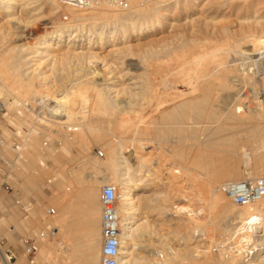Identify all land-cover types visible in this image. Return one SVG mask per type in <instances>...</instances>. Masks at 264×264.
<instances>
[{
  "label": "rangeland",
  "instance_id": "374dc122",
  "mask_svg": "<svg viewBox=\"0 0 264 264\" xmlns=\"http://www.w3.org/2000/svg\"><path fill=\"white\" fill-rule=\"evenodd\" d=\"M33 1L32 6H35L29 8L30 5L28 7L24 5V0H19V4L15 5V13L12 15L0 12V56L10 54L14 56V62L16 64L19 62L17 64L18 69L14 70V74L19 75V78L25 81L33 78V84H36V88L39 85L43 87L39 86L37 88L38 90L41 89L37 95L34 94L33 97L31 95L26 99L22 98L23 100L17 98L19 101L14 103L13 101L17 99L16 97L14 99L11 94L0 95V99L7 103L8 109L7 115L4 118L0 117V135L4 138V142L0 143V160L3 158L10 162L15 161L17 158V163L12 165L11 170L19 176H22L24 172H29L34 182L46 185L51 190L53 196L52 207L56 209L54 216L56 224L59 216L58 201L60 195H64L65 192L68 198L76 193L81 196L83 217L88 224L96 219L100 222L102 217V206L96 210L94 203L100 201L101 187L106 183L113 184L110 181L112 174L106 164V156L112 147H117L116 143H113L115 139H110L115 136L110 135L99 141L91 139L86 147V145L69 139L70 135L75 132V130H68L71 125L69 127L67 126L68 123L61 126L55 124L66 119L63 115L66 111H63V109L65 110L68 105L77 111L81 109L79 107L82 104L80 103V93L84 90L81 97H87L89 105L83 109L87 114L86 120H90L95 128L101 131L107 130L109 127L113 128L114 126L109 123L113 120L112 116H110L111 118L107 115L103 118L96 117L97 115L93 116L94 114L92 115L90 110L93 106L92 99L96 86L101 87L105 82L103 80L105 76L107 78L111 75H115L116 78L112 80H117L116 87L121 89L120 94L115 97L117 101H130L129 106L132 105L135 108L143 106L149 111L154 110L153 114L157 118H160L165 110L166 112L169 110L168 112L173 114H171L170 119L172 121L174 119V121L168 119L169 122L161 123L159 127L166 131L170 128L179 127L175 129L174 133H167L163 141H158L157 146L152 145L146 148L147 151L152 150L158 160L161 159L162 163H154L156 167L159 165L162 167V171L156 172V176L159 175L158 177L167 183H154L149 191L140 193L142 205L155 203L156 200L161 201L164 191L169 192L170 196L175 199L180 198V194L184 193L187 194L189 199L191 198L190 201H178L177 204L183 203L192 205L193 208L202 209L201 219L208 222H218L217 224L224 226L235 222L236 219H233L232 216L238 211H234V209L240 207L231 203L223 193L220 204H214L212 197L215 192L211 193L213 190L208 189L209 182L212 179H218L224 173H230L235 167L241 169L244 177L251 176L264 165V160L254 157L251 146H248V149L250 147L249 152L252 154L250 158L242 155L233 156L231 153L224 156L227 153L222 152V142L214 144L211 148L206 143H199L195 136L200 138L207 135L208 132L209 134L217 132L222 138V126L228 125L222 123V113L217 108L218 104L226 102L233 106V104L244 103L253 107L257 102L254 95V86L259 91L260 102L264 104V52L258 54V52L253 53L250 51L254 49L251 45L252 37L257 34H264V0H199L197 3L185 1L182 2L179 8L175 5L171 7L170 14L164 17L163 24L157 31L142 36H137L129 30L126 33L122 32L116 36H111V29L108 28L105 32L106 42L104 46L90 49L98 52L97 55L100 53V61L87 57L81 59L63 53L67 51L70 45L73 46L72 50H87L85 47L90 44L94 46L99 44L97 37H89L91 33L90 25L84 27L82 31L80 30L82 35L75 40H70V33H76V31H79L78 29L71 30L64 36L60 42L62 44L60 52L63 56L61 54V56L58 54L53 55L56 52L52 48L59 45L58 38L51 40L52 48L49 51L52 55L50 54V56L33 57L32 49L25 50L26 47H33V50L38 49L44 38L48 37L47 33L52 32L58 25L62 24L64 21L63 15L66 12L63 7L59 11L57 0L56 5H51L48 0ZM143 6L146 7L147 4ZM99 7L106 8L105 5H99ZM97 31H100V29H97ZM90 39L91 42L89 43ZM242 42L244 43L241 44ZM114 47L122 50L120 52L113 51L112 53L111 48ZM240 48L241 51H239ZM27 57L32 60H27ZM241 60H243L242 63ZM36 62L40 65L37 66L34 73L32 71L34 67L27 66ZM106 62H108L107 66L104 65ZM245 63L247 65L242 67ZM239 65H241V68L250 69V71L247 72L245 69H241ZM252 81H255L256 84ZM79 82H82L80 86ZM5 83H10V81L6 80ZM98 84L101 85L98 86ZM45 85L47 88H45ZM145 87H151V89L148 88L151 91H148ZM72 90L74 91L72 92ZM147 91L152 94V97L147 94ZM238 92L242 94L241 99L233 96ZM115 94L112 93V96H115ZM38 95L45 96L41 100L42 102L38 100ZM66 95L72 98V105L71 103H63L64 106L62 102H59ZM144 95L146 98L143 97ZM150 97L152 100L148 99ZM147 99L150 104L145 103ZM213 103H216V107ZM144 104L150 105L152 108L145 107ZM211 105L214 108H210ZM199 106L203 107L199 108ZM156 108L158 110L155 111ZM159 110H164V112L162 111V113ZM88 116L92 120L88 119ZM130 118V114L125 115V119L130 120ZM81 120L79 115H76V118L70 123L78 124ZM117 140L118 138H116V142ZM15 141L22 147L18 151L12 147ZM99 150L103 151L104 156H99ZM209 152L213 154L210 156ZM223 163L228 166L218 169L217 167ZM175 166L181 169L180 174L172 172ZM216 175L219 176L216 177ZM6 181L12 183L15 179L12 176L8 179L0 177V183ZM225 181L229 180L223 178L219 184H216V187H219ZM90 187L93 189L96 198L94 197L93 202L88 204L85 193ZM159 191L162 192V195ZM5 194L6 191L0 188V198ZM88 207L93 209L90 211L92 214L91 220L88 217V219L86 218ZM170 207L172 209L174 206L170 205L169 209ZM69 214L68 208L67 218H69ZM157 216L151 215L137 220L135 225L146 219H151L152 232L149 233V236L146 233L142 234L141 237H137V244L132 248L135 254L134 257L147 255L149 258H156L158 251H163L166 254L168 250L167 243L170 242L175 248L187 250L189 256L194 260L196 259V261L199 260L198 262L204 261L208 254L219 255V250L215 248L212 250L210 248V251L203 249L202 246L209 239L206 231L199 235L200 237L195 236L188 244L181 243L182 240H171L170 232H180L182 227L179 228V225L187 219L181 222L178 218L174 221ZM85 233L88 236L82 238L80 247L71 244L69 240L67 241L71 251H68L65 256L63 254V257L66 258V260H63V264H86V255L91 253L87 247L90 239H93L96 244L100 243L96 254L100 264L101 226L99 225L98 228L88 230ZM165 245L167 246L165 247ZM50 246L47 262L48 264H59V254L57 253L58 235L53 238ZM76 250L77 252H75ZM234 254L236 252L233 249L232 251H225L223 256L227 260L229 256L231 257Z\"/></svg>",
  "mask_w": 264,
  "mask_h": 264
},
{
  "label": "bare ground",
  "instance_id": "6f19581e",
  "mask_svg": "<svg viewBox=\"0 0 264 264\" xmlns=\"http://www.w3.org/2000/svg\"><path fill=\"white\" fill-rule=\"evenodd\" d=\"M48 1L51 3V5H56V0H48ZM57 1L59 4L58 5V9H60L59 11H61V7L65 8L66 10L65 14L69 15L71 20L63 21L62 24L58 25L52 32H48L47 33L48 37L44 38V40L42 41V45L39 46L38 49L33 50V47H28V48L26 47L25 50L29 51V49H32L31 53H34L33 57L50 56L51 52L49 50L52 48L51 40L53 38H58V44H59L58 46L52 48L53 50H55L54 52H56L53 55H57V54L60 55L62 53L60 52L61 51L60 47L62 45L60 44V42L63 40L64 36L71 30L78 29L79 31H76V33H70V36H71L70 40H75L77 39L78 36L82 35L81 31L84 29V27H86L87 25H90L91 33L89 34V37H92V36L97 37L99 39V44L97 46L90 44L89 46L85 47L87 48V50H83V49L72 50L71 48L73 46L70 45L67 48V51L63 53L64 55L70 54V55H73L74 57L77 56L81 59L82 58L84 59L85 57H87L91 59L93 58L95 60L97 59V61H100L101 60L100 53L97 55L98 52H94L93 50H90V49L93 47L102 48L104 46L106 42L105 32L107 31L108 28L111 29V32H112L111 36H116L117 34L122 33V32L126 33V31L128 30L130 32L132 31V33L137 36L138 35L142 36L147 33H152V32L157 31L162 26L163 24L162 21H164L163 20L164 17L170 14L169 11L173 5L179 8L182 5V2L191 1L192 3H197L199 0H151L152 2L151 1L141 2V0H131L130 6L126 8L111 7V6H108L107 4H101V5H105L106 8L96 6L89 10L75 9V8L63 5L59 0ZM18 2L19 0H0V12L5 13L7 15L14 14L15 5L19 4ZM33 3H34L33 0H24V5H27V7L30 5L29 8L35 6V5L32 6ZM145 4H147L146 7L143 6ZM34 10L36 9L34 8ZM137 21H141V22H137ZM97 29H100V31H97ZM252 38H253L251 39L252 42L251 40L250 42L254 49H252L253 51L252 50L250 51L253 53L258 52V54L259 53L262 54L264 52V34L262 35L257 34L255 37H252ZM90 42H91V39L89 40V43ZM243 43L244 42H242L241 44ZM121 50L122 49H119L116 47L111 48L112 53L113 51L120 52ZM239 51H241V48ZM248 54H247V57H249ZM13 59H14V56H12L11 54L7 56H3V55L0 56V95H7V93H9L12 95V97H14V99L15 97L16 99L17 98L26 99V98H29V96L31 95L32 97L34 94L37 95V93L41 90L40 88H39L40 90H38L37 88L41 85H39L36 88L35 86L36 84L35 85L33 84V81H34L32 80L33 78L31 79L32 82L30 79L25 81V80H22V78H19V75L17 76L16 74H14L15 72L14 70L16 68L18 69L17 64L19 62L16 64V62H14ZM24 59L26 58L24 57ZM29 59L30 58L27 57V60ZM243 60H241V63ZM246 60L248 61V59ZM35 61L37 60L35 59ZM102 62H104V60H102ZM107 63L108 62H106L104 65L107 66L108 65ZM39 65L40 64L36 62V63L30 64V66H27V67H34L32 70L34 72L37 69V66ZM246 65L247 64L245 63V65H242V67H245ZM106 66L104 67L106 68ZM239 66L241 68V65ZM241 69H245L247 72L250 71V69L248 68H241ZM113 78H116L115 75L107 76V78L105 76V79L102 78L103 80H105L104 84L102 85L98 84V86L101 85V87L96 86L95 88L93 86L96 90L92 88L95 90V92L93 94V99H92L93 106L90 109L92 115L93 114H94L93 116L97 115L96 117L103 118L104 116L107 115L109 116V118H111L110 116H112L113 120L111 121L109 120L110 121L109 123H111L110 124L111 126L112 125L114 126L113 128L109 127L107 130L101 131V130H98V128L96 129L90 120H89L90 122L86 120L87 114H86V111L83 109L88 107L89 105H88L87 97H84V96L81 97V93L83 95L84 90H82L83 92L80 93L81 102L78 100L80 103H82L81 106H79L81 107V109L77 111L76 109L72 108V106L68 105L65 108V110L63 109V111H66L65 114L63 113L66 119L56 122L55 125L61 126L67 123H68L67 126L70 127L71 125V128L68 130L69 131L75 130V132L72 133V135H70L69 139L74 142H79L83 145H86V147L89 145V142L91 141V139L92 140L95 139L96 141L97 140L99 141V140L109 137L110 135L111 136L114 135L116 138H118L117 142H116L115 137L112 136L113 138H110V139H115L114 140L115 142H113L112 140L111 141L113 143H116L117 147L116 146L112 147L111 150H109V152L107 153L106 164L108 165L110 172L112 174V178L110 181H112L113 184L116 185L118 194H119L118 213L120 216V229H121V240H122L120 264H264V200H262L257 205L252 206V207L236 205L237 207H240V208L234 209V211L235 210L238 211L232 216L234 217L233 219H236V221L235 222L230 221L231 223H229L227 226L217 224L218 222L217 223H215L214 221L208 222L206 220L201 219L200 215L202 213V209H198L196 207L193 208L194 206L188 205V204L187 205L183 203L177 204L178 201H187V202L190 201L191 198L189 199L187 197V194H184V193L180 194L181 195L180 198L177 197L175 199L170 196L169 192L164 191L163 198L160 196L162 198L161 201L156 200L157 202L155 201V203H146L145 205H142L141 203L142 198H140V193L149 191L152 188L151 186L154 183L162 184L166 182V181L161 180L158 177L159 175L156 176L157 175L156 172L162 171L161 169L162 167H160L161 165L156 167L154 163L156 162L160 163L161 159H159L160 160L159 161L158 158L154 156V152L152 150L147 151L146 148L152 145L153 146L156 144L158 145V141L159 142L163 141L164 137L167 136V133L168 134L169 133L171 134V132L174 133L176 131L175 129L179 127H175V129L170 128L168 129V131L162 130L159 127L161 123L167 122L168 119L169 121L171 120L170 118L172 117L173 114L169 113L168 112L169 110L167 112L165 110L164 114H162L164 110H162L163 112L159 110L160 112H162L161 113L162 115L160 118H157L153 114L154 112L153 109H152L153 111H149L147 110V108H144L143 106L140 108H135L132 105L130 106L128 105L129 103L131 104L130 101L129 102L117 101L115 97H117L120 94L121 89L116 87L117 85L116 83L118 81L117 80L113 81L112 80ZM6 80H9L10 83H5ZM83 82L85 83V81ZM254 82L255 81H252V83ZM81 84L82 82L81 83L79 82V86ZM151 87L150 88L148 87V88L151 89ZM41 88L43 87L41 86ZM45 88H47L46 85H45ZM148 88L146 89L148 90ZM253 88H254L255 98L257 99L256 100L257 102L255 101L256 105L253 107H250L244 103H238V105L233 104V106L230 104H227L226 102H224L223 104L222 102L219 103L217 108H219L222 113V123H225L228 126H222V138L220 137V135L217 134V132L212 133V134H209L208 132L207 135H204V137H200V138L195 136V138L198 139L199 143L200 142L206 143L212 148L214 144H219L222 142V152L227 153L224 156H227L231 153L233 154V156L242 155L248 158L252 156V154L249 152L250 147L248 149V146H251L252 147L251 150L254 153L253 154L254 157L264 160V104H262L259 100V91L256 90L255 86ZM74 90L76 89L74 88ZM74 90H72V92ZM148 91H151V90H148ZM112 93H116L115 96H112ZM239 93L240 92L235 93L233 96H237V98L239 97L241 99L242 94H239ZM147 94H149V96L151 95L152 97V94H150L149 92ZM38 96H39L38 100H40V102H42L41 100L45 98V96H42V95H38ZM46 96H48V94H46ZM63 97L64 98L61 99L59 102H62V104L71 103L72 98L69 97V95H66ZM143 97H145V95ZM151 97L148 99L152 100ZM233 98L236 99L235 97ZM148 99L145 102L146 104H150V101H148ZM17 101L19 100L18 99L14 100L13 103ZM72 101L74 102V100ZM145 107H148L150 109L152 108V106L150 107V105L149 106L146 105ZM202 107L203 106H199V108H202ZM210 108H214V107H212L211 105ZM156 110L158 109L156 108L155 111ZM126 114H130V117H131L130 120L125 119ZM76 115H79V117L82 120L78 124L76 123L71 124L70 122L74 118H76ZM88 119H91V118L89 117ZM126 141H129V142L126 143ZM212 154L210 153L209 155L211 156ZM227 166L228 165L226 163H223L217 168L221 169V168H226ZM176 167L177 166L174 167V171L172 172H174V174L175 173L180 174L181 169H178ZM262 174H264V165H262L256 171V173H253L251 176H247V177H244L242 175L240 168L235 167V169H233L230 173L228 172L224 173L223 176H220L218 179L210 180L209 186H208L209 188L208 187L207 188L213 190L211 193L215 192V194L213 193V197H212L213 203L218 204L220 200L223 198L221 196L222 193L219 192L218 187H216L217 186L216 184H219L223 178H225V180L232 181V180H241V179H246V178H254ZM218 176L219 175H216V177ZM177 189L179 190V188ZM86 191L87 192L85 193V195H87L88 204H90L93 202L94 197L96 198V195L94 196L93 189H91V187L90 189ZM178 192H180V190ZM160 193L162 195V192ZM216 193H219V194H216ZM170 205H173L174 207L172 209L170 207L169 209ZM90 208L91 207H88L87 216H86V218L88 217L89 220H91L92 218L91 216L92 214L90 211L93 210L92 208L91 209ZM151 215H158L157 217H161V218L166 217L167 220H174L178 218V220H181V222L182 220L187 219V221L186 220L185 222L183 221L181 225L178 224L179 228L182 227L180 232L178 233L170 232L171 237L170 236L169 237L172 238L171 240L172 241L182 240L181 243L188 244L191 242V240L195 236L202 235L206 231L208 233L209 239L205 245L202 244L203 246L202 245L201 246L203 247L204 250H207V251H210V248L211 250L215 248L219 250V255L216 256L214 254H208L206 255V258H204V261L198 262L199 260L196 261V259L194 260L192 257L189 256V253L187 252V250L185 249L181 250V248L179 249L175 248L170 242V243H167L168 250L166 254H164L165 252L163 253V251L157 252V254H160V253L164 254V258L162 260L159 258V256H157V254H156V258H149L147 255L146 256L140 255L139 251H138L139 252L138 254L140 256L137 255V257H134L135 254L132 248H134L135 244H137L136 243L137 237H141L142 234H146V233H148L147 235L149 236V233L152 232V225L150 223L151 219L150 220L146 219L143 222L138 223L137 225L135 224L137 220L144 218V217L147 218L148 216H151ZM219 223L221 222L219 221ZM169 237H166V238H169ZM99 245L100 243L99 244L94 243L93 239H90L88 241L87 247L91 253L86 255L87 256L86 264H99L97 260L98 256L96 255ZM166 246L167 245H165V247ZM69 249L70 248L68 246V251H71ZM233 249L235 250L236 254L231 255V257L229 256L227 260L224 259V256H223L224 252L232 251Z\"/></svg>",
  "mask_w": 264,
  "mask_h": 264
},
{
  "label": "crops",
  "instance_id": "0c3cea01",
  "mask_svg": "<svg viewBox=\"0 0 264 264\" xmlns=\"http://www.w3.org/2000/svg\"><path fill=\"white\" fill-rule=\"evenodd\" d=\"M0 162L4 167V172L0 173V177L8 179L12 176L15 179L12 183L7 181L0 183L1 190L6 191V194L0 198V240H6L17 252L18 259L14 264H30L23 255L21 241L24 237H36L40 231L54 229L56 233L40 242V249L35 257L34 264H48L50 243L56 235H58V263L63 264V260H66L63 254L65 256L68 252L69 242L76 247H80L82 238L88 236L85 232L98 228L99 225L102 233L101 219L100 222L96 219L90 221L89 224L84 219L82 199L77 193L69 198L66 192L64 195H60L58 201L59 216L56 224L55 214L48 213V209L52 208L53 203L51 190L46 185L34 182L29 172L22 173V177L11 170L12 165L17 163V158L15 161H10L11 164L3 158ZM94 207L96 210L100 209L101 202L96 201ZM68 208L69 218H67ZM68 240L69 242H67Z\"/></svg>",
  "mask_w": 264,
  "mask_h": 264
},
{
  "label": "built area",
  "instance_id": "2783aa9c",
  "mask_svg": "<svg viewBox=\"0 0 264 264\" xmlns=\"http://www.w3.org/2000/svg\"><path fill=\"white\" fill-rule=\"evenodd\" d=\"M63 5L75 9L89 10L101 4H107L111 7L126 8L130 6L131 0H59ZM151 0H141L149 2ZM64 21H69L70 16L63 15ZM8 113L7 103L0 99V117L4 118ZM4 138L0 135V143ZM14 150H19L20 146L15 141L12 145ZM99 156H104L103 151H98ZM4 172V167L0 162V173ZM218 191L223 193L231 203L237 206H255L264 200V174L241 180H232L222 183ZM119 194L117 187L106 183L101 187L100 202L102 206V246H101V264H120L122 240L120 229V216L118 213ZM48 213L54 215L55 208L48 209ZM56 232L40 231L36 237H24L22 239L23 255L30 264L35 263V257L40 249V242L53 236ZM162 260L164 254H157ZM18 259L14 247L6 240H0V263L14 264Z\"/></svg>",
  "mask_w": 264,
  "mask_h": 264
}]
</instances>
